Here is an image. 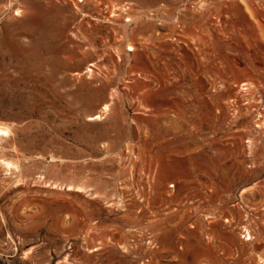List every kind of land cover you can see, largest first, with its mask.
<instances>
[{
    "label": "rangeland",
    "instance_id": "1",
    "mask_svg": "<svg viewBox=\"0 0 264 264\" xmlns=\"http://www.w3.org/2000/svg\"><path fill=\"white\" fill-rule=\"evenodd\" d=\"M0 264H264V0H0Z\"/></svg>",
    "mask_w": 264,
    "mask_h": 264
}]
</instances>
